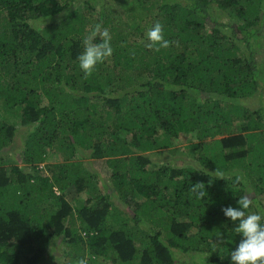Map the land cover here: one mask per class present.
Wrapping results in <instances>:
<instances>
[{
    "label": "trees",
    "instance_id": "trees-1",
    "mask_svg": "<svg viewBox=\"0 0 264 264\" xmlns=\"http://www.w3.org/2000/svg\"><path fill=\"white\" fill-rule=\"evenodd\" d=\"M123 1L0 0V264H232L222 209L264 210V0ZM97 23L113 54L84 78ZM183 135L198 167H149Z\"/></svg>",
    "mask_w": 264,
    "mask_h": 264
},
{
    "label": "clouds",
    "instance_id": "clouds-1",
    "mask_svg": "<svg viewBox=\"0 0 264 264\" xmlns=\"http://www.w3.org/2000/svg\"><path fill=\"white\" fill-rule=\"evenodd\" d=\"M146 36L149 48L155 45L158 46L156 50L159 51L161 48L166 49L171 46L172 42L165 39L163 26L159 22L147 31ZM82 43L84 51L77 59L84 78H88L99 63H103L112 56L111 35L107 28L97 23L92 31L84 37ZM220 179H223L222 174ZM203 186L204 184L197 183L192 186L191 191L202 198L204 192L199 190ZM252 204L253 198L249 191L245 192L238 200V208L228 206L222 209L227 218L233 222L239 221V225L234 231L243 236L236 250L231 252L232 264H264V210L249 212ZM74 264H89V260L87 257H81Z\"/></svg>",
    "mask_w": 264,
    "mask_h": 264
},
{
    "label": "rangeland",
    "instance_id": "rangeland-1",
    "mask_svg": "<svg viewBox=\"0 0 264 264\" xmlns=\"http://www.w3.org/2000/svg\"><path fill=\"white\" fill-rule=\"evenodd\" d=\"M123 2L125 5L124 7L126 9V3L128 4L129 0H124ZM116 3L117 2H115V5L117 6ZM98 4L99 3H97V6H99ZM136 8L137 7L133 4L132 9L129 12L138 13ZM257 57L259 61L261 60V62L264 63L263 50L258 53ZM260 102H262V99L259 100V97L255 96V97L250 98V100H248L247 106L249 107V109L250 108L256 109ZM18 128H19V134L16 137L14 144L9 149H7L8 151L12 150L13 153L21 152V145H23L28 135L27 130L26 128H24V126H20ZM221 138L222 137H215L213 140L217 141V140H220ZM195 143H197V141L195 139H192L191 136H188V135L181 136V138L178 141H176V143H174L172 149L162 151V152L151 153L150 155H151L152 163L150 164L149 167L154 170L159 169L160 166H163V165H169L170 167H176V168H183L187 166L198 167L199 165L196 159L190 152L191 146L194 145ZM165 158H168V159H165ZM16 159H17V164H21L20 158L17 157ZM60 162H61V159L59 157L49 155L45 164H56ZM93 163L94 164L91 165V168L95 172L96 171L101 172L105 167L104 162L102 160H97V161H94ZM45 164H42L41 167L45 166ZM83 202H84V196L73 201L72 205L74 209L77 210L82 207ZM55 242H56V245L58 246L55 245L56 247H54L53 255H55V258L59 262L60 257L64 255L63 252L65 251L64 249L65 245L62 244L60 240H55Z\"/></svg>",
    "mask_w": 264,
    "mask_h": 264
}]
</instances>
